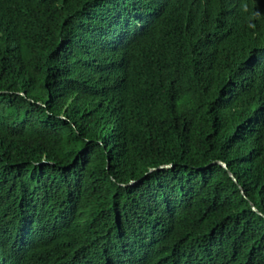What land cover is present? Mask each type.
<instances>
[{
  "label": "trees",
  "instance_id": "trees-1",
  "mask_svg": "<svg viewBox=\"0 0 264 264\" xmlns=\"http://www.w3.org/2000/svg\"><path fill=\"white\" fill-rule=\"evenodd\" d=\"M0 264H264V0H0Z\"/></svg>",
  "mask_w": 264,
  "mask_h": 264
},
{
  "label": "water",
  "instance_id": "water-1",
  "mask_svg": "<svg viewBox=\"0 0 264 264\" xmlns=\"http://www.w3.org/2000/svg\"><path fill=\"white\" fill-rule=\"evenodd\" d=\"M218 163L223 164L224 166H226L227 168H229L228 163H226L225 161H219ZM166 167H173V165L162 166V168H166ZM233 179H234L236 182H238V178L236 177L235 174H233ZM253 208H254V210H255L257 213H259L258 209H257L255 206H253Z\"/></svg>",
  "mask_w": 264,
  "mask_h": 264
}]
</instances>
